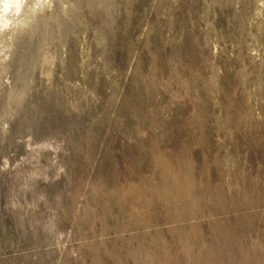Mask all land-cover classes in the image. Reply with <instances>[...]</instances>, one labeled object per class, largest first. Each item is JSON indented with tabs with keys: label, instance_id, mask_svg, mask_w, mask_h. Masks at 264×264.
I'll list each match as a JSON object with an SVG mask.
<instances>
[{
	"label": "rangeland",
	"instance_id": "374dc122",
	"mask_svg": "<svg viewBox=\"0 0 264 264\" xmlns=\"http://www.w3.org/2000/svg\"><path fill=\"white\" fill-rule=\"evenodd\" d=\"M0 264H264V0H0Z\"/></svg>",
	"mask_w": 264,
	"mask_h": 264
},
{
	"label": "bare ground",
	"instance_id": "6f19581e",
	"mask_svg": "<svg viewBox=\"0 0 264 264\" xmlns=\"http://www.w3.org/2000/svg\"><path fill=\"white\" fill-rule=\"evenodd\" d=\"M18 6V5H17Z\"/></svg>",
	"mask_w": 264,
	"mask_h": 264
}]
</instances>
